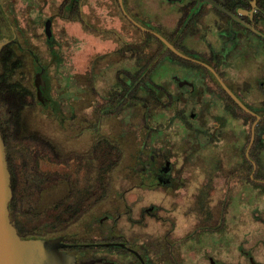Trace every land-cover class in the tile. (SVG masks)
Here are the masks:
<instances>
[{"label": "flooded vegetation", "instance_id": "1", "mask_svg": "<svg viewBox=\"0 0 264 264\" xmlns=\"http://www.w3.org/2000/svg\"><path fill=\"white\" fill-rule=\"evenodd\" d=\"M76 21L69 76L115 67L109 98L65 95L55 75ZM3 38L43 116L20 144L36 190L8 206L21 238L55 239L68 264H264V0H0Z\"/></svg>", "mask_w": 264, "mask_h": 264}, {"label": "trees", "instance_id": "2", "mask_svg": "<svg viewBox=\"0 0 264 264\" xmlns=\"http://www.w3.org/2000/svg\"><path fill=\"white\" fill-rule=\"evenodd\" d=\"M7 49L0 52V131L5 142L8 168L11 173V186L14 194L12 202L17 205L15 196L33 195L39 181L35 170L30 166L35 157L32 152L33 148L28 149L23 157L20 148L23 141H31L29 134H36L34 129L26 123L23 101L34 107L36 97L20 80L26 79L21 71L19 74L20 60ZM24 121L28 131L22 127ZM24 157H26L27 167L20 169L22 163H18V159L23 160ZM25 202L24 200L23 203ZM23 203L20 202L19 206Z\"/></svg>", "mask_w": 264, "mask_h": 264}, {"label": "rangeland", "instance_id": "3", "mask_svg": "<svg viewBox=\"0 0 264 264\" xmlns=\"http://www.w3.org/2000/svg\"><path fill=\"white\" fill-rule=\"evenodd\" d=\"M88 7L83 8V15L86 18V20L83 21V24L85 27H88L90 25H96L94 21L98 19L95 17L102 16L101 9L100 10L96 9L98 7L95 4L92 6H88ZM76 23L77 21L73 23L75 25H72L71 31L74 34L73 36L70 35L71 42L69 43V45L64 46L63 49L61 50L58 48L53 49L51 53V60L55 64L54 69H53L55 70V75L59 77V82L61 83V86L64 89L63 93L65 95L67 94L71 95L72 92H74L73 90L81 91L82 89H84L86 90V94H89L90 100H94V99L100 100V99L107 98V97L109 98L112 95L110 94V92L113 89H116V90L120 89V85H119L120 81H117L116 79L118 74H116L117 76H115V71H114L115 67H111V65H109L108 70L106 71L103 68H101L100 70H96L94 67L91 70L92 76H89L87 79H85V82H82V83L80 82L77 84H75L74 81H72V79L69 76V72L72 69L75 70V67L73 68L71 65L72 56H74V52H76L82 47L83 40L81 41V39L84 38L83 35H81V38L77 37V35L81 34V29L80 28L77 29ZM85 27H84V30H86ZM89 29L93 30L92 28H89ZM22 62L23 61H21V63ZM86 65L91 66L88 62H86ZM116 65L120 67V65H123V62L116 63ZM83 69L84 68L79 67V70H83ZM20 71L22 75L26 77V79H20L21 82L23 83V85L27 86V88L31 91L33 95H35V89L33 85V72L30 71V69L25 64L24 66L22 65V67H20L19 74H20ZM121 73L122 71L119 72V74ZM17 80H19L18 77H17ZM92 103H90V108H91ZM24 110H25L24 113H25L27 125L30 126V128L34 129V126L36 127V125L40 124L39 122L41 120L39 117L43 118V116L39 113L38 106L36 107L35 105L33 107L31 105H28L27 107H25ZM90 114H91V111L89 115ZM89 124L90 126L94 124V119H91L90 116H89ZM40 162L43 168H49V166H51L49 163H47L44 160H41ZM56 190L57 188H54V187L52 188L50 187V185H47L46 187H42V190H40L41 191L40 195L42 197L39 201L37 210L42 209L43 207L49 206L51 195L55 194ZM33 203L35 204V202H31V204ZM27 220H28L27 224L29 225L28 231L35 230L37 226L36 222L32 221L31 219H26V221Z\"/></svg>", "mask_w": 264, "mask_h": 264}, {"label": "water", "instance_id": "4", "mask_svg": "<svg viewBox=\"0 0 264 264\" xmlns=\"http://www.w3.org/2000/svg\"><path fill=\"white\" fill-rule=\"evenodd\" d=\"M162 39L165 41L164 38ZM10 42L11 40L0 39V52L3 46ZM165 42L168 44L167 41ZM169 46L174 49L173 46ZM44 71L45 69L42 68L34 79L37 97L41 102L48 97L47 77L43 75ZM230 93L235 97L232 92ZM12 195L11 173L8 168L5 142L0 131V264H68L67 258L57 254L55 239L19 236L9 216L8 206Z\"/></svg>", "mask_w": 264, "mask_h": 264}]
</instances>
